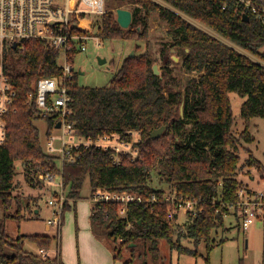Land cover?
Masks as SVG:
<instances>
[{"label": "trees", "instance_id": "1", "mask_svg": "<svg viewBox=\"0 0 264 264\" xmlns=\"http://www.w3.org/2000/svg\"><path fill=\"white\" fill-rule=\"evenodd\" d=\"M118 1L120 5L116 8L124 2L133 4L129 27L122 29L110 8L100 16L95 34L100 40L135 36L137 40H146L150 13L157 12L159 19L167 24L166 34L171 40L169 46L160 51L162 69L155 75L153 60L142 53L126 56L105 86H80L77 73L73 72V81L68 87L71 96L68 120L76 133L84 137L113 133L126 136L129 131H137L140 134L139 155L135 160L122 157L119 163H112L108 151L92 147L83 150L78 163L62 166L64 189L74 202L80 197L86 178L90 192L99 188L129 190L144 198L155 193L158 201L131 204L125 218L118 215V204H92L89 217L92 230L98 233L97 228H101L108 237L121 240V245H126L131 252L137 244H142L156 262L160 259V239L165 240L170 249L194 256L199 243L204 241L205 261L208 262V253L214 245L211 233L224 225V216L216 212L220 203L212 202L218 195L219 181L222 183L221 200L233 203L237 169L246 167L264 173V167L252 154L249 153L242 165H239L238 155L239 140L252 141L248 131L251 118H264V66L160 4L151 0ZM163 1L264 61V51H260L264 46V24L241 6L228 1L227 8L222 9L223 0ZM244 13L248 15L247 21L242 19ZM84 24L78 19L72 32L88 33ZM22 46L21 51L3 63L16 96L14 111L5 115L7 135L0 145V264H63L59 255L42 259L22 249L25 239L36 248L50 249L53 240H59V229L56 236L19 234L14 239L5 232L6 219L19 223L25 218L22 199L14 194L16 164H21L23 177L32 188L40 183L36 179L38 172H59L56 157L45 153L41 146L34 124L40 117L28 98L38 78L60 75L59 55L37 39L25 40ZM168 48L180 50L183 53L181 67L195 74L183 88L171 73L169 64L173 60L167 55ZM77 54L72 50L68 59L73 62ZM230 92L245 98L239 114L244 129L238 137L231 131L234 116L228 97ZM45 121L47 135L53 131L55 123L52 118H45ZM161 125L166 126L163 133L152 139L150 132ZM152 172L165 178L177 193L198 201L199 211L183 220L181 230L176 229V222L167 219L171 206L162 201L164 190L148 186ZM34 200L28 197L25 209L29 212ZM68 204L65 203L64 210ZM12 205L16 208L13 214L9 213ZM182 238L190 240L195 250L183 246ZM120 254L119 250L113 258Z\"/></svg>", "mask_w": 264, "mask_h": 264}, {"label": "built area", "instance_id": "2", "mask_svg": "<svg viewBox=\"0 0 264 264\" xmlns=\"http://www.w3.org/2000/svg\"><path fill=\"white\" fill-rule=\"evenodd\" d=\"M228 1L249 11L264 24V0H223L222 9L227 8ZM106 11L105 0H64L63 4H59L57 0H0V145L7 135L5 115L14 111L16 96L3 63L21 51L22 42L29 39L40 40L59 55L60 75L38 78L28 94L29 104L35 113L42 119L52 118L55 123L53 130L58 132L51 131L46 135L45 147L47 154L56 157L59 172H38L36 176L50 192L45 202L50 207V217L45 220L48 226L60 227L65 203L70 200L62 183L63 164L78 163L81 152L91 147L108 151L112 163H119L122 157L135 160L139 155L140 134L137 131H129L126 136L113 133L84 137L76 133L68 120L71 100L68 87L73 81V62L68 59V54L74 49L77 52L85 51L89 40L99 45L100 39L95 34L74 33L71 28L78 19L82 20L88 15L101 16ZM79 15L82 18H78ZM57 122H60L59 128H56ZM235 179V201L227 203L221 200L222 183L219 181L218 195L212 202L220 203L216 212L222 213L224 218L234 215L238 230L246 231L256 222H264V173L241 167L237 169ZM90 198L92 204H118V215L122 218L126 217L127 209L133 203L151 204L159 200L155 193L144 198L134 191L104 188L90 192ZM162 201L171 206L167 219L176 222L178 230H181L183 220L188 215H195L199 211L198 201L177 193L171 187L164 189ZM129 226L128 223L127 227ZM48 251L49 249L38 248L35 254L47 259L50 258ZM58 254L59 248L54 257Z\"/></svg>", "mask_w": 264, "mask_h": 264}, {"label": "rangeland", "instance_id": "3", "mask_svg": "<svg viewBox=\"0 0 264 264\" xmlns=\"http://www.w3.org/2000/svg\"><path fill=\"white\" fill-rule=\"evenodd\" d=\"M59 4H63L64 0H57ZM161 6L170 9L180 15L187 22L196 28L216 37L223 43L233 47L238 52L246 55L251 60L264 66V61L245 52L230 41L221 37L219 34L209 29L205 25L186 16L177 9L170 6L163 0H151ZM118 0H105L106 10L112 9L115 14V8L120 5ZM131 10L133 4L124 2L121 6ZM100 16L88 15L82 19L85 23L84 27L89 34H95L96 26L99 23ZM139 30V28H137ZM167 24L162 22L157 12L150 13L149 28L146 40H137L136 36L132 39H115V40H99V45L96 42L89 40L85 51L78 52L73 60V72L77 73V83L80 86L100 87L107 85L115 75L117 69L126 56H129L133 51V57L146 53L153 63L157 64V69L160 73L162 69V61L160 51L164 47H168L171 42L166 34ZM96 35V34H95ZM264 51V46L260 49ZM167 55L173 61L169 67L171 73L180 81V88L186 84L187 80L194 73H187L181 67V59L183 53L174 48L167 49ZM98 58L105 59V63H99ZM176 58V59H174ZM59 61V59H58ZM60 64V62H58ZM82 72V74H79ZM231 103V109L234 116L232 126V134L238 137L239 133L244 129L243 120L240 118V107L244 101V97L239 96L235 92L228 94ZM39 132L41 146L46 153V121L42 118H37L34 121ZM248 131L252 136L251 142L239 140L238 155L240 157L239 165L244 163L249 153L264 167V118L252 117L249 123ZM54 133H58L53 130ZM17 174L15 176L16 187L14 194L20 195L22 199V219L19 223L14 219H6L4 221L5 232L11 237L16 238L20 235H50L56 236L59 229L58 238L53 240L48 251V256L53 258L57 248L61 251V256L64 264H119L116 261L131 260L129 264H262L264 261V222H256L248 230H238L236 226V218L230 214L224 218V225L217 228L211 233V239L214 240V245L208 253V262L205 261L206 251L205 243L201 241L197 247V255L178 252L175 249H170L167 242L163 239L158 241L160 250V259L156 262L151 258V255L146 251V247L142 244H137L134 252H131L126 245H121V240H114L106 235L101 229L97 228L101 236L93 238L90 231L85 230L87 224L88 213L92 206L90 198V186L86 178L80 191V197L76 199V205L73 206V199L67 201L70 209H65L63 222L60 228L56 226H48L45 222L50 217V207L45 203L50 193L42 183H38L36 188L29 186L24 177L20 163H17ZM148 182L150 188L167 189L169 187L165 178L152 172ZM66 190V189H65ZM67 192V190L65 191ZM34 196L35 207L39 209L38 214H34L33 205L30 204L31 210L25 209L28 204V197ZM15 205H12L9 213H14ZM89 229V228H87ZM61 239V241H60ZM221 240L224 242L220 243ZM180 243L195 250L194 244L182 238ZM59 246V247H58ZM22 249L37 253L36 246L25 239L22 243ZM10 251V249H8ZM121 254L114 259V255L118 251Z\"/></svg>", "mask_w": 264, "mask_h": 264}, {"label": "water", "instance_id": "4", "mask_svg": "<svg viewBox=\"0 0 264 264\" xmlns=\"http://www.w3.org/2000/svg\"><path fill=\"white\" fill-rule=\"evenodd\" d=\"M115 18H116V22L118 23V25L122 28V29H127L131 23V11L129 9L126 8H116L115 9ZM242 19L244 21L248 20V15L246 13L243 14ZM13 48L15 47V44H13L12 46ZM129 57H133V51H131V53L129 54ZM176 59V58H174ZM99 63H105V59L102 58H98ZM152 71L155 75H159V71L157 69V64L153 63L152 64ZM79 74H82V72H79ZM60 127V122L56 123V128ZM165 125H161L160 127L153 129L150 132V137L152 139L158 138L161 136V134L163 133L164 129H165Z\"/></svg>", "mask_w": 264, "mask_h": 264}, {"label": "crops", "instance_id": "5", "mask_svg": "<svg viewBox=\"0 0 264 264\" xmlns=\"http://www.w3.org/2000/svg\"><path fill=\"white\" fill-rule=\"evenodd\" d=\"M35 189V188H34ZM34 197V196H33ZM35 198V197H34ZM32 204H34V202H32ZM76 205V202H73V206H75ZM36 205L34 204L33 205V210H34V214H38L39 213V209H37L36 207H35ZM68 206H69V204H68ZM92 207V206H91ZM91 207H90V212H91ZM71 208V205L69 206V207H67L66 209H70ZM65 211V210H64ZM90 212L88 213V218H87V224L85 225V230L88 232V231H90V233H91V235H92V237L93 238H98V236H101L99 233H95L93 230H92V227H91V224H90ZM63 216H64V212H63V215H62V218H61V224H62V222H63ZM61 224H60V226H61ZM60 228V227H59ZM87 228H89V229H87ZM60 241H61V239H60ZM59 260L63 263V259H62V256H61V251L59 250ZM117 263H119V264H123V262L121 261V260H117L116 261ZM64 264V263H63Z\"/></svg>", "mask_w": 264, "mask_h": 264}]
</instances>
